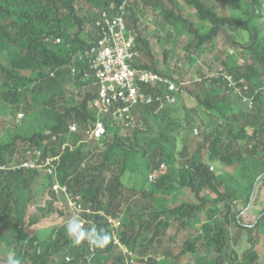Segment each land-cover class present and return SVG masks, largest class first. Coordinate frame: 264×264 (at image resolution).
Returning <instances> with one entry per match:
<instances>
[{"label": "trees", "instance_id": "16d2710c", "mask_svg": "<svg viewBox=\"0 0 264 264\" xmlns=\"http://www.w3.org/2000/svg\"><path fill=\"white\" fill-rule=\"evenodd\" d=\"M123 1L0 0V111L17 116L23 113L25 117L23 125L8 130L0 140V166L7 167L18 147L23 149L21 156L25 161L33 160L34 152L41 153V163L61 156L57 167L59 182L74 197L80 196L83 208L92 212L76 217L83 227L104 229L111 237L102 248L94 245V251L87 242L73 245L65 231L68 221L54 223L68 214L61 205V199L67 202L66 195L52 189L53 176L37 169L7 168L0 173V244L4 236L1 230L6 229L11 237H16L9 247L21 264H125L126 256L114 242L107 217L121 218V244L141 257L152 255L147 264H157L154 256L185 260L195 248L188 240L179 243L184 227L202 220L206 211L219 202L228 207V201L239 198V191L249 203L264 179V36L259 25L263 0L245 2V17L221 15L216 6L201 0H186L194 11L192 15L186 14L176 0H130L125 17L142 53L140 64L164 75L184 80L170 67L159 69L150 41L139 33L138 16H146L149 10L159 14L161 28L172 26L176 36L187 38L190 53H213L214 41L224 30L246 36V45L232 37L227 40L245 63L240 66L235 56L228 55L224 70L218 71L216 77L201 80L202 95L196 96L210 115L226 124L222 130L208 131L203 123L197 145L188 136L186 142L193 143H189L190 147L186 143L181 156L188 158L189 148L194 152L180 168H176L173 154L175 138H169L166 130L159 131L156 126L153 130L160 132L161 139L137 128L129 138L122 135L123 126L109 121L105 139L100 143L86 141L85 131L92 127L95 118L89 110V103L96 96L90 69L91 51L100 38L95 23L101 13L115 15ZM165 57L167 60V54ZM225 72L231 73L237 83H247L244 97L233 93L230 99L225 94L208 92L211 87L216 90L226 86ZM185 90L189 91L190 86ZM245 97L253 99L254 111L236 113L235 103L243 102ZM177 105L161 113L156 112L158 105L140 106L135 112L148 129V121L160 118ZM72 125L78 127V132L70 133ZM172 126L167 125L168 130ZM217 163L233 169L245 187L211 171ZM154 170H160L159 174L151 189L146 190L148 175ZM130 172L136 174L138 183L142 181L140 187L125 184L124 178ZM179 190H190L197 201L176 204ZM42 195H46L44 206L38 205ZM261 220L264 221V211ZM53 223L49 232L39 233V226L43 231ZM241 226L248 231L253 227ZM256 226L258 237L260 228ZM207 227L208 232L214 229L206 238L207 246L218 254L214 264H223L228 257L224 222ZM29 229L38 232L25 242L22 238ZM261 257L262 253L254 248L245 255L243 264H257ZM0 264H7L1 256Z\"/></svg>", "mask_w": 264, "mask_h": 264}, {"label": "rangeland", "instance_id": "374dc122", "mask_svg": "<svg viewBox=\"0 0 264 264\" xmlns=\"http://www.w3.org/2000/svg\"><path fill=\"white\" fill-rule=\"evenodd\" d=\"M185 10L186 14H193V9L187 6L186 0H176ZM204 3H207L210 6H216L219 13L221 15L226 14H235L239 17H245L243 14V8L245 6V2H249L250 0H201ZM169 6L172 4L168 3ZM262 14L263 19L259 22V25L262 27L263 36H264V0L262 4ZM146 16H138L140 20V25L138 26L139 33L143 35L146 40L150 41L152 46L153 55L156 58V63L159 69L169 68L173 71V74H182V78L188 82V86H190V90L183 93L180 97V102L176 107L173 109L165 111L161 114L160 118L151 119L148 121V129L145 124V121L138 120L137 129L141 131H146L152 136L153 138H158L160 132L166 130L168 137L174 139L172 142L173 147V154L176 160V168H180V166L184 163H187L188 160L191 159L192 153L194 152L193 148H189L188 158H183L181 156V152H183L184 147L187 143L188 147H190L189 143H193L194 145L199 144L201 142V130L202 125L205 123L206 125L203 127H208V131L211 130H222L225 126L226 122L222 121L218 116L215 117L210 115V113L199 104L197 100V95H202V90L200 86L203 84L204 78H213L218 75V71H222L223 64L226 61L228 55L235 56V60L241 66L245 63V59L237 54L236 48H231L229 44H227L228 37L235 38L237 41L240 40L243 44H248V40H246V36H242L237 34H233L230 31L224 30L223 34L220 35L214 41V52L213 53H201L193 52L190 53L186 48L187 38L184 36H176V32L174 27L169 26L166 29L161 28L158 24V21L161 19L159 14L153 13L152 11L145 12ZM161 38V40H160ZM165 54H167L168 59L166 60ZM224 70V69H223ZM24 74H28L25 73ZM224 81L226 86L224 85L221 89L215 90L214 87L208 90V92L213 91L218 94H225L230 99H232L233 93H241L243 94V90H247L248 86L245 82H239L237 84V89H233L229 86V82L226 79L227 76H231V73L225 72L223 74ZM193 83V84H192ZM192 84V87H191ZM242 84L243 88H242ZM227 87V89H226ZM251 101V100H250ZM253 101L250 103L249 101L243 100V102H236L234 108L236 109V113L250 111L253 112ZM161 113V112H160ZM23 115V117H20ZM24 114L20 113L17 115H7L6 112L0 111V140L5 137L8 130H16L18 126L24 124ZM189 119V120H188ZM180 123V125L178 124ZM173 124L171 131L168 130L167 125ZM182 124H188L185 128L182 127ZM208 125V126H207ZM154 126L158 127L160 130L155 131L153 130ZM152 128V129H151ZM159 132V133H158ZM130 132H124L122 135L124 137H131L132 134ZM190 140L186 142V138ZM168 139V138H167ZM170 139V140H172ZM21 149L18 147L15 151V154L10 157V162L7 163V168L10 169H18L17 167L22 165L25 162V158L21 156ZM27 154V153H25ZM28 155V154H27ZM189 162V161H188ZM188 166V165H187ZM166 167L167 163H166ZM217 172L218 176H221L223 179H230L237 182L241 187H245L241 177L235 176L233 173V169L226 168L219 163L214 164L211 166V171ZM41 172L44 173L43 170ZM46 172V171H45ZM47 173V172H46ZM106 175L109 177L111 176L110 172H107ZM151 173L148 175L147 182L145 184V189L150 190L153 182L155 181L156 177L153 179L150 178ZM137 176L135 173H127L124 178V182L127 186L133 187L137 186L140 187L142 185V181L139 183L137 182ZM221 193H224L225 189L222 188ZM249 193V192H248ZM177 200L176 204H180L182 201L187 202H196L195 196L191 193L190 190H179L177 192ZM239 198L234 200L228 201V207L225 206L223 203L219 202L213 207H210L202 220H196L189 223L187 227H184L182 233H180L178 240L180 244H183L186 240L190 241L191 244L195 248V252L191 253L187 256L184 260L176 261L174 259H164L161 257H156L155 262L157 264H214L216 262L217 253L214 249L209 248L207 246L208 240L206 239L209 237V233L214 230L211 229L208 232L207 226H215L218 222H224V230L226 234L224 235L225 244H226V261L224 260L223 264H230V262H234L235 264H243L244 257L249 252L253 251L254 248L258 249L262 253V257L258 260L257 264H264V221L261 220L262 213L264 211V179L257 185V188L252 194L251 201L249 203L245 202L243 199L242 193L238 192ZM46 195H42V202H40V206L45 205ZM67 199V198H66ZM62 207L66 208V213L68 215L64 216L63 218L55 219V222H59L61 220L62 223L67 222L76 215L80 216V213L75 212L69 206V202L64 199H61ZM69 208L71 210H69ZM31 210V209H30ZM84 214V213H82ZM81 214V215H82ZM227 218V223L226 222ZM261 222V223H260ZM49 228H42L39 226L38 231L41 235L49 232L53 226ZM207 224V226H206ZM247 224L252 225L251 231L245 230L241 225ZM258 224L260 228V236L257 237L256 235V225ZM42 226V225H41ZM51 228V229H50ZM48 230V231H47ZM3 231V242L0 244L1 251L0 256L6 262L9 255H12L11 248L9 247L11 242L15 240V236L10 235V232L6 229L1 230ZM36 230L29 229L28 235H24L22 240L27 241L30 236L34 235ZM36 231V232H38ZM253 239V240H252ZM254 241V242H252ZM120 251H125V249H121ZM231 254L232 258L231 259ZM125 264H147L148 257L152 256L149 255L148 257H141L137 255L135 252H131L130 254H126ZM106 260V258H103ZM228 260V261H227ZM233 263V264H234Z\"/></svg>", "mask_w": 264, "mask_h": 264}, {"label": "built area", "instance_id": "2783aa9c", "mask_svg": "<svg viewBox=\"0 0 264 264\" xmlns=\"http://www.w3.org/2000/svg\"><path fill=\"white\" fill-rule=\"evenodd\" d=\"M128 2L130 0H124L113 16L107 12L101 13L95 23L100 38L91 51L90 69L94 78L93 87L96 89V96L89 103V110L95 118L92 127L85 131L88 142L100 143L105 139L109 131V121L123 126L125 132L134 130L139 120L135 112L136 108L158 105L156 112L159 113L167 107L175 106L188 85L186 80L179 79L176 75H164L141 66L142 53L138 48L136 35L126 23ZM226 79L230 87L237 89L238 83L232 76H227ZM241 82L243 83L244 80ZM239 95L244 97L242 92ZM244 100L250 103L253 101L246 97ZM76 132L78 127L72 125L70 133ZM31 155L34 156L33 160L25 161L17 168L46 171L55 179L52 189L66 195L72 210L80 214L92 213L91 210L83 208L80 196L74 197L69 193L68 188L59 182L57 167L61 156L49 157L41 163L40 152ZM164 168L165 165H162L161 169ZM6 169L5 165L0 166V173ZM159 171H152L150 178L157 177ZM107 221L111 226L115 244L126 250L125 255L130 254V250L120 242L121 218L107 217ZM91 250L94 251V244Z\"/></svg>", "mask_w": 264, "mask_h": 264}, {"label": "clouds", "instance_id": "9594fccd", "mask_svg": "<svg viewBox=\"0 0 264 264\" xmlns=\"http://www.w3.org/2000/svg\"><path fill=\"white\" fill-rule=\"evenodd\" d=\"M65 231L75 246H79L82 243L87 242L89 245L94 244L96 247L102 248L111 238L110 234L104 229L97 231L94 226H90L88 228L83 227L78 217H73L68 220L65 225ZM7 264H21V261L13 255H9Z\"/></svg>", "mask_w": 264, "mask_h": 264}]
</instances>
